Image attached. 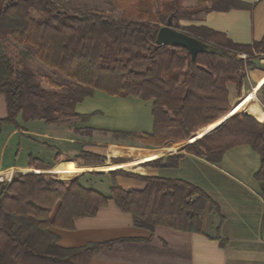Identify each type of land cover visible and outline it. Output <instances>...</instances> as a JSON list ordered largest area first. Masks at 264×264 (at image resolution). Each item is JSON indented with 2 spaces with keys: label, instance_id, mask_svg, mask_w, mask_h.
Listing matches in <instances>:
<instances>
[{
  "label": "trees",
  "instance_id": "1",
  "mask_svg": "<svg viewBox=\"0 0 264 264\" xmlns=\"http://www.w3.org/2000/svg\"><path fill=\"white\" fill-rule=\"evenodd\" d=\"M114 5L121 10L120 16L98 9H70L56 0H0V93L5 95L8 111L0 123L18 126L20 113L25 120L41 118L59 125L86 121L89 114L78 113L75 106L96 89L153 100L152 132L116 130L115 134L152 145L191 138L186 151L212 163L220 162L229 149L248 144L261 155L255 177L264 199V122L244 109L216 130L198 139L194 135L230 112L234 95H242L248 70L264 53V37L239 43L207 26L188 25L187 33L208 44L196 58L184 47L156 42L158 30L171 15L173 26L180 29L181 19H200L211 10L248 4L196 0L195 5L185 6L183 0H159L157 7L156 0H114ZM28 55L54 70L45 75L46 85L43 75L38 77L26 60L17 59ZM139 63L145 66L138 67ZM214 127L210 124L206 130ZM82 155L94 162L106 159L90 151ZM180 156L172 157L170 164H176ZM146 164L163 163L157 159ZM113 173L135 177L146 185L126 190L114 181L107 196L81 185L78 178L66 183L36 172L1 182L0 264H91L94 254L125 239L69 247L60 244L53 228L73 229L75 219L96 216L110 200L131 214L136 226L149 230L167 226L199 232L207 204L219 209L202 187L190 181L120 169Z\"/></svg>",
  "mask_w": 264,
  "mask_h": 264
},
{
  "label": "crops",
  "instance_id": "2",
  "mask_svg": "<svg viewBox=\"0 0 264 264\" xmlns=\"http://www.w3.org/2000/svg\"><path fill=\"white\" fill-rule=\"evenodd\" d=\"M241 1L248 6L211 10L200 19H181L183 28L180 30L188 32L185 26L204 25L225 33L235 42L261 40L264 0ZM183 4L195 5L196 0L187 4L183 0ZM17 59L26 60L38 77L43 75L46 85L45 75L53 73L52 68L35 55ZM243 90L246 91L243 93ZM243 90L242 96L234 95L229 114L247 109L250 112L244 111L264 122V61L262 66L248 70ZM75 110L89 114V118L59 125L46 123L41 118L25 120L20 113L18 126L1 122L0 183L36 172L66 183L78 178L81 185L107 196L111 194L114 181L126 190L145 187L142 180L113 173L120 169L190 181L202 187L219 209L207 204L201 213L202 231L199 232L167 226L149 230L136 226L132 215L110 200L96 216L75 219L73 229L53 228L60 235V244L70 247L91 241L125 239L94 254L91 264H264V199L255 177L262 165L260 153L248 144L238 145L226 151L220 162L212 163L186 151L191 138L152 145L130 135H116V130L142 133L152 132L154 128L153 100L135 95H111L96 89L92 96L78 101ZM7 114L5 95L0 93V120ZM223 119L210 123L215 126L210 131L206 130L210 124L202 127L195 136L198 138L217 129ZM83 151L104 155L106 159L94 162L83 156ZM178 154L181 156L177 163L170 164L172 157ZM157 159L163 164H146Z\"/></svg>",
  "mask_w": 264,
  "mask_h": 264
},
{
  "label": "water",
  "instance_id": "3",
  "mask_svg": "<svg viewBox=\"0 0 264 264\" xmlns=\"http://www.w3.org/2000/svg\"><path fill=\"white\" fill-rule=\"evenodd\" d=\"M156 42L158 44L184 47L189 51L192 58H196L199 52L205 51L208 47V44L206 42H203L196 36L175 28L173 26V16L172 15L169 17L167 24L161 26L160 29L158 30ZM230 115H227V117L223 119L220 126L225 122V120Z\"/></svg>",
  "mask_w": 264,
  "mask_h": 264
},
{
  "label": "rangeland",
  "instance_id": "4",
  "mask_svg": "<svg viewBox=\"0 0 264 264\" xmlns=\"http://www.w3.org/2000/svg\"><path fill=\"white\" fill-rule=\"evenodd\" d=\"M56 1L59 4H61L62 6H65V7L70 8V9H72V8L73 9L74 8H80V9H98V10H105L107 13H109V14H111L113 16H120L121 15V12H120L121 10L119 11L118 8L114 5V0H56ZM190 1L191 0H184V3L187 4ZM192 1H195V0H192ZM156 5H157V7L159 6V0H156ZM12 50H14V48H12ZM257 54H258V52L256 51L255 52V55H257ZM243 55L246 56L245 54H243ZM259 56H260L259 59L256 58L255 67L256 66H262L263 65L264 53H260ZM144 66H145V63H139L138 64V67H140V68L141 67H144ZM48 74L51 75L52 73H49L48 72ZM230 90H231V92H233L235 90V87H234L233 84L230 85ZM245 91L246 90H243V93ZM243 93H242V95H243ZM232 96H233V94H232ZM256 98H257V96H256ZM227 115H230V114L228 113ZM227 115L222 116V117L225 118V117H227ZM111 119H112V117L109 116L108 120L110 121ZM214 130H216V129H214ZM106 136H110V135H106ZM202 136H200V137H202ZM110 167H114V166L111 165Z\"/></svg>",
  "mask_w": 264,
  "mask_h": 264
}]
</instances>
